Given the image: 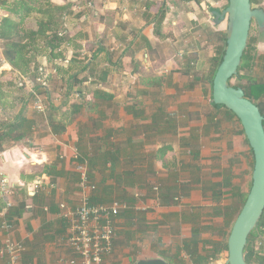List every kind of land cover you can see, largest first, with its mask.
<instances>
[{"label":"crops","instance_id":"0c3cea01","mask_svg":"<svg viewBox=\"0 0 264 264\" xmlns=\"http://www.w3.org/2000/svg\"><path fill=\"white\" fill-rule=\"evenodd\" d=\"M4 1L0 19L11 11ZM48 4L60 8L50 26L61 41L52 54L41 50L39 75L23 77L16 113L25 109L32 125L0 148V245L6 236L18 244L19 264L71 257L66 214L79 205L82 164L96 204L127 206L105 264L146 256L224 264L236 195L248 193L253 162L236 116L211 101L212 62L226 37V18L214 24L213 12L227 0ZM256 7L264 10V0ZM25 24L37 29L34 18ZM250 44L249 75L264 80L253 74L264 66V32L250 33ZM261 231L251 246L262 252Z\"/></svg>","mask_w":264,"mask_h":264},{"label":"trees","instance_id":"16d2710c","mask_svg":"<svg viewBox=\"0 0 264 264\" xmlns=\"http://www.w3.org/2000/svg\"><path fill=\"white\" fill-rule=\"evenodd\" d=\"M48 3L49 0H15L14 2L5 0L4 2H2V5L6 8L11 7V11L8 10L9 15L0 19V42L2 47V58L11 66L12 69L21 74L20 76L22 77H36L37 75H39L38 73L40 72V70L37 60L38 56H40V52H42L41 50L43 49L52 54L61 41L57 35L58 27L50 26L54 25L53 20L58 18L56 12H58L60 8H53L49 6ZM44 4L47 5V8L44 6ZM250 4L253 7L254 4H256V0H250ZM38 6L39 8H37ZM45 15H48V17H46ZM29 17L34 18L36 22L37 29L35 31L25 28V23ZM224 49L225 37L221 46L217 48L216 56L212 62L213 67L210 76L211 83L216 69L221 62ZM254 53V49L250 44L249 34L247 47L242 56L237 75L232 78L238 81H243L245 82V84L243 86H232L235 88H240L242 90L243 96L253 102V104H255L259 108L260 113L264 116V80H257L256 78L249 75V72L254 65ZM6 74H8L6 70H0V115L4 117L7 114H10L11 109L15 108L17 102V98L11 96L8 93L13 94L18 90L24 91L26 87V84L24 82H19L18 84L13 85V83L6 81L4 79ZM16 76L20 77L18 75ZM9 87L10 89H8ZM39 87L44 89V87L40 84ZM228 112L234 115L229 110ZM25 115V109H19L17 113L12 115V118H9L7 116L5 121H2L0 123V148L3 147L2 143L20 141L25 137L30 126L32 125V122H30ZM252 167L253 162L251 168ZM95 191L93 192V194L95 193ZM246 196L247 194L236 195V197L238 198V206L235 211L234 218H236L238 213L240 212L245 202ZM112 202L114 201H111L109 203ZM91 203L96 204L93 201L92 197ZM234 220L235 219H233L232 222H234ZM261 229H264V213L256 228L248 237L247 246L244 250V259L247 264H264V254H262L261 249L257 251L251 246L253 241L260 235V232L263 233Z\"/></svg>","mask_w":264,"mask_h":264},{"label":"water","instance_id":"95a60500","mask_svg":"<svg viewBox=\"0 0 264 264\" xmlns=\"http://www.w3.org/2000/svg\"><path fill=\"white\" fill-rule=\"evenodd\" d=\"M214 24L226 18L225 49L212 80V103L232 112L242 127L253 157L251 184L245 202L235 218L228 239L224 264H247L244 250L249 235L264 213V116L230 80L237 75L247 47L251 23L264 32V10L252 8L250 0H227L222 12H213ZM134 264H170L161 257L138 258Z\"/></svg>","mask_w":264,"mask_h":264},{"label":"built area","instance_id":"2783aa9c","mask_svg":"<svg viewBox=\"0 0 264 264\" xmlns=\"http://www.w3.org/2000/svg\"><path fill=\"white\" fill-rule=\"evenodd\" d=\"M3 62L4 59L0 57V63ZM35 81L44 84V80ZM76 172L79 176V205L66 214L70 228L67 244L73 255L60 258L57 264H105L117 236L116 219L127 206L117 201L109 204H92L91 197L96 187L89 180L84 165H77ZM0 181L1 186L5 187L4 180ZM3 228L7 230L8 226L3 225ZM21 255L20 246L6 236L0 245V258L5 259L6 264H19Z\"/></svg>","mask_w":264,"mask_h":264},{"label":"rangeland","instance_id":"374dc122","mask_svg":"<svg viewBox=\"0 0 264 264\" xmlns=\"http://www.w3.org/2000/svg\"><path fill=\"white\" fill-rule=\"evenodd\" d=\"M253 7H256V4H254V6ZM28 21V20H27ZM26 21V22H27ZM32 22V21H31ZM33 23V22H32ZM25 28L26 29H28V30H31V27L29 26V25H26L25 26ZM255 31V24H253V26H252V29H251V34L253 33ZM0 44H1V42H0ZM41 44H43V43H41ZM1 49H2V47H1ZM4 62H6V61H4ZM1 64V63H0ZM1 68V67H0ZM244 74V73H243ZM253 74L255 75V77H258V78H264V66L263 65H261V64H259L257 67H256V71H254L253 72ZM4 79L6 80V81H8V82H11V83H13V85L14 84H18L19 82H24V79H23V77L22 76H20V77H17L16 76V74H6L5 75V77H4ZM39 84V83H38ZM41 84V83H40ZM231 84L232 85H234V86H243L244 84H245V82H243V81H238V80H236V79H232L231 80ZM8 89H10V87L8 88ZM7 92V91H6ZM13 92H14V90H13ZM8 93V92H7ZM8 94H10L11 96H13V97H16L17 98V102H16V105H15V108L14 109H11V111H10V114H7L5 117H9V118H12V114L14 113H16V109H17V107H19L18 106V101L21 99V98H25V96H26V94H27V91H26V89H24V91H15L13 94H11V93H8ZM9 96V95H8ZM1 113V112H0ZM1 117H4V116H1L0 115V123L2 122V121H5V117L4 118H1ZM8 119V118H7ZM262 244V245H261ZM261 244H257V246H258V248H260L259 247V245L261 246V248H263V251H262V253L264 254V243L263 242H261ZM256 246V247H257ZM253 247V246H252Z\"/></svg>","mask_w":264,"mask_h":264},{"label":"flooded vegetation","instance_id":"af4514ba","mask_svg":"<svg viewBox=\"0 0 264 264\" xmlns=\"http://www.w3.org/2000/svg\"><path fill=\"white\" fill-rule=\"evenodd\" d=\"M251 7H252V5H251ZM252 8H253V7H252ZM254 8H257V7H254ZM253 24H255V22H254V21L251 23V27H250L249 34H250V32H251V29H252V26H253ZM255 29H257V27H256V24H255ZM257 30H258V29H257Z\"/></svg>","mask_w":264,"mask_h":264}]
</instances>
